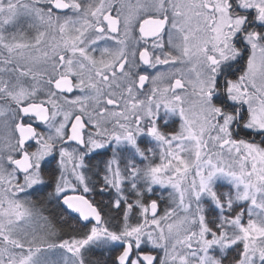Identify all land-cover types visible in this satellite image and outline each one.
Here are the masks:
<instances>
[{
    "label": "snow or ice",
    "instance_id": "obj_1",
    "mask_svg": "<svg viewBox=\"0 0 264 264\" xmlns=\"http://www.w3.org/2000/svg\"><path fill=\"white\" fill-rule=\"evenodd\" d=\"M0 264H264V0H0Z\"/></svg>",
    "mask_w": 264,
    "mask_h": 264
}]
</instances>
